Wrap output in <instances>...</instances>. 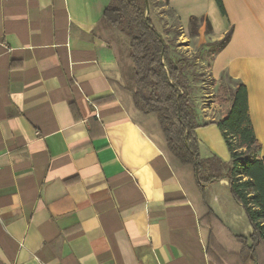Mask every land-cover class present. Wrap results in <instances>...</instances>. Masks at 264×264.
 <instances>
[{
    "label": "crops",
    "instance_id": "obj_1",
    "mask_svg": "<svg viewBox=\"0 0 264 264\" xmlns=\"http://www.w3.org/2000/svg\"><path fill=\"white\" fill-rule=\"evenodd\" d=\"M109 1L0 0V264H238L244 209L227 180L200 190L135 106ZM221 1L224 16L168 5L183 25L207 18L213 42L230 30L209 71L245 84L263 156L264 0ZM195 131L202 158L230 160L216 125Z\"/></svg>",
    "mask_w": 264,
    "mask_h": 264
},
{
    "label": "trees",
    "instance_id": "obj_2",
    "mask_svg": "<svg viewBox=\"0 0 264 264\" xmlns=\"http://www.w3.org/2000/svg\"><path fill=\"white\" fill-rule=\"evenodd\" d=\"M148 1V0H147ZM168 1V0H167ZM221 13V0H215ZM145 0H110L102 14L107 27L120 32L125 39V56L129 66L124 70L125 89L136 107L156 117L167 150L180 164L189 166L200 190L227 180L233 199L244 209L252 228L248 239L237 236L240 248L238 264H264V155L250 120L246 86L233 80L226 88L228 109L219 119L199 123L186 72L193 67L187 57H175L169 42L157 29L150 15H145ZM203 16L189 17L192 34L198 32ZM230 30L213 42L219 51L228 41ZM195 54L192 60H195ZM214 124L221 132L230 160L212 155L202 158L196 129ZM249 242V243H248Z\"/></svg>",
    "mask_w": 264,
    "mask_h": 264
},
{
    "label": "rangeland",
    "instance_id": "obj_3",
    "mask_svg": "<svg viewBox=\"0 0 264 264\" xmlns=\"http://www.w3.org/2000/svg\"><path fill=\"white\" fill-rule=\"evenodd\" d=\"M148 10V15L157 29L169 42L173 55L187 57L193 62L192 69L186 72V75L197 113L203 114V121L223 116L229 105L226 88L233 82L225 72L217 78L210 74V60L217 49V45L211 41L210 34L203 31V27L200 29L199 21L197 34H192L188 20L185 21L187 24L183 25L184 21L178 18L167 0H148ZM195 54L198 55L192 60ZM198 119L202 121L201 118ZM221 143L225 147L224 140H221Z\"/></svg>",
    "mask_w": 264,
    "mask_h": 264
},
{
    "label": "water",
    "instance_id": "obj_4",
    "mask_svg": "<svg viewBox=\"0 0 264 264\" xmlns=\"http://www.w3.org/2000/svg\"><path fill=\"white\" fill-rule=\"evenodd\" d=\"M146 1V7H145V15L148 16L149 10H148V1Z\"/></svg>",
    "mask_w": 264,
    "mask_h": 264
}]
</instances>
